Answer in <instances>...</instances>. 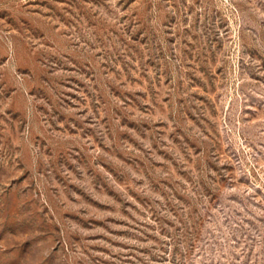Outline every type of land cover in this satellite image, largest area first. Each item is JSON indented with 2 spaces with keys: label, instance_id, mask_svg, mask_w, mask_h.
I'll return each mask as SVG.
<instances>
[{
  "label": "rangeland",
  "instance_id": "obj_1",
  "mask_svg": "<svg viewBox=\"0 0 264 264\" xmlns=\"http://www.w3.org/2000/svg\"><path fill=\"white\" fill-rule=\"evenodd\" d=\"M0 264H264V0H0Z\"/></svg>",
  "mask_w": 264,
  "mask_h": 264
}]
</instances>
